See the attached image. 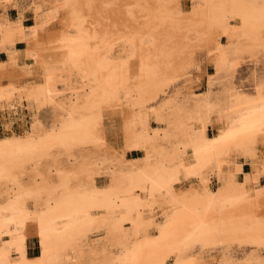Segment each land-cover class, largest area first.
I'll list each match as a JSON object with an SVG mask.
<instances>
[{
  "label": "bare ground",
  "instance_id": "1",
  "mask_svg": "<svg viewBox=\"0 0 264 264\" xmlns=\"http://www.w3.org/2000/svg\"><path fill=\"white\" fill-rule=\"evenodd\" d=\"M31 1L0 0V107L31 120L0 137V264H264V0Z\"/></svg>",
  "mask_w": 264,
  "mask_h": 264
},
{
  "label": "rangeland",
  "instance_id": "2",
  "mask_svg": "<svg viewBox=\"0 0 264 264\" xmlns=\"http://www.w3.org/2000/svg\"><path fill=\"white\" fill-rule=\"evenodd\" d=\"M48 1H50V7H49V11L46 13L47 15H50V12H51V6L54 4H57V3H59L58 1H60V0H48ZM54 2V3H53ZM52 4V5H51ZM190 7V2H188L187 3V5H186V8H189ZM28 8V9H27ZM32 8V1L31 0H19V5H18V7H10V10H9V16H10V18H12V19H16L17 17H18V15H19V13H21V12H23V11H29L30 9ZM4 11L1 9V7H0V25H2V22H3V19H4ZM24 24H25V28L27 29V30H30V29H32L34 26H35V20H34V17H33V15H32V13L31 12H27L26 14H25V17H24ZM1 27V26H0ZM1 41V40H0ZM2 45H1V43H0V64H7V63H9V61H10V54H9V52L8 51H4V49L1 47ZM18 47L21 49V50H23L24 48H25V45H24V43H20L19 45H18ZM8 61V62H7ZM30 63V62H29ZM245 66V67H244ZM242 67V68H241ZM246 68V69H245ZM249 68V69H248ZM241 69V70H240ZM254 68H252V67H250V66H248V65H243V66H240L239 67V69H238V72L236 73V72H230V77H229V75H228V79L227 80H224V79H226V76L225 75H223V76H221L222 78H220L221 80H219L220 81V84H219V81H218V83L213 87V93L215 92V94L214 95H216V93H217V96H220L221 95V92L224 94V91H225V87L227 86V87H229V84H230V86L232 85L233 86V84H234V88H236L235 90H237V91H239L240 92V94L242 93V94H244V95H246L247 93H251V92H253V90H254V88H255V78H252V75L254 76V77H256V75H257V73H258V71H255L256 69H254ZM240 70V71H239ZM209 71H211V70H209ZM254 71V72H253ZM197 76H199V71L197 70H195V72H192L187 78H186V80H185V82H183L181 85H179L178 86V92L180 93L181 92V94H183L184 92H185V90H186V88L188 87L187 85L189 84V83H191L192 81L193 82H199V77H197ZM192 78V79H191ZM252 78V79H251ZM191 79V80H190ZM198 80V81H197ZM233 80V81H232ZM222 81H225V82H222ZM231 81V82H230ZM222 82V83H221ZM73 83H75V85L72 87V89L74 88H76L75 90L73 89L72 91L70 90L71 88H69L68 87V85H63V86H61V100H62V102H66V101H68V102H70L71 101V99L70 98H75L76 97V95H74L75 93H76V90H78V89H80V87H81V85L80 84H76L77 83V81L75 80V78L73 79ZM185 83V84H184ZM224 83H225V85H224ZM251 83H253V84H251ZM219 84V85H218ZM221 84H223V85H221ZM220 86V87H219ZM224 86V87H223ZM253 86V87H252ZM68 88L67 90L65 89V88ZM77 87H79V88H77ZM196 87V88H195ZM193 89V91L194 92H196L197 94H200V93H206V92H208V88L205 86V85H198V86H195ZM219 87V88H218ZM223 87V88H222ZM217 88V89H216ZM252 88V89H251ZM182 89V90H181ZM214 89H215V91H214ZM221 89V90H220ZM251 89V90H250ZM68 90H70V91H68ZM181 90V91H180ZM219 90V91H218ZM64 93H63V92ZM242 91V92H241ZM238 92V93H239ZM245 92V93H244ZM74 93V94H73ZM73 94V95H72ZM222 94V95H223ZM62 95H64V96H62ZM174 95V94H173ZM221 95V96H222ZM249 95V94H248ZM220 96V97H221ZM63 97V98H62ZM72 98V99H73ZM75 99H73V101H74ZM68 102H66V103H68ZM161 103L159 102V105H160ZM159 105H157V106H159ZM2 109H1V107H0V137L2 136H5V134L6 133H11L10 131L12 130V131H14V132H27L29 129H30V127H31V120H30V117H29V115H28V112L26 111V109H25V106H24V104H18V105H16V106H13V107H11V108H9L8 110H6V111H1ZM8 111V112H7ZM6 112V113H5ZM48 123H52V117H49L48 116ZM11 129H10V128ZM9 129H10V131H9ZM214 133H215V130H211L210 132H209V134L210 135H214ZM133 156H135V157H139L138 155H140L141 156V154H140V152H133V154H132ZM131 155V156H132ZM245 170L246 171H249L250 170V167H248V166H245ZM107 178V179H106ZM99 185H106L107 183H108V177L107 176H100L99 177ZM261 184H263L264 185V179L262 180V182H261ZM212 188L213 189H215L216 188V185L214 184L213 186H212ZM39 247H38V242H37V238L36 237H34V236H32L30 239H29V242H28V253H29V255H31V256H36V255H38L39 254ZM170 263H171V261H170ZM169 263V264H170Z\"/></svg>",
  "mask_w": 264,
  "mask_h": 264
},
{
  "label": "flooded vegetation",
  "instance_id": "3",
  "mask_svg": "<svg viewBox=\"0 0 264 264\" xmlns=\"http://www.w3.org/2000/svg\"><path fill=\"white\" fill-rule=\"evenodd\" d=\"M31 256V255H30Z\"/></svg>",
  "mask_w": 264,
  "mask_h": 264
}]
</instances>
